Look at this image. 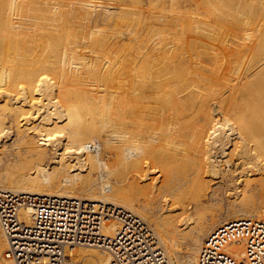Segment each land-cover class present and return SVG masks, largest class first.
Masks as SVG:
<instances>
[{"label": "bare ground", "instance_id": "obj_1", "mask_svg": "<svg viewBox=\"0 0 264 264\" xmlns=\"http://www.w3.org/2000/svg\"><path fill=\"white\" fill-rule=\"evenodd\" d=\"M43 1L0 0V189L131 208L153 226L171 264H198L223 218L264 207L262 0ZM151 1L169 19L130 18ZM78 27L94 36L84 48L97 58L117 52L114 64L76 63ZM81 63L115 91L83 86L74 69ZM113 96L111 112L104 103ZM235 157L242 172L228 168ZM253 188L257 197L245 201ZM116 226L109 220L105 232ZM6 248L0 224V262L14 264ZM228 249L243 258L241 240ZM110 261L104 249L76 247L68 264Z\"/></svg>", "mask_w": 264, "mask_h": 264}, {"label": "built area", "instance_id": "obj_2", "mask_svg": "<svg viewBox=\"0 0 264 264\" xmlns=\"http://www.w3.org/2000/svg\"><path fill=\"white\" fill-rule=\"evenodd\" d=\"M109 220L117 222L113 234L105 232ZM0 224L7 240L5 256L14 264H68L76 247L104 249L110 264H171L144 217L105 200L0 189ZM237 239L243 242V258L228 249ZM198 264H264V212L211 231Z\"/></svg>", "mask_w": 264, "mask_h": 264}, {"label": "rangeland", "instance_id": "obj_3", "mask_svg": "<svg viewBox=\"0 0 264 264\" xmlns=\"http://www.w3.org/2000/svg\"><path fill=\"white\" fill-rule=\"evenodd\" d=\"M15 1H19V0H15ZM39 1V0H38ZM43 1V0H42ZM45 2L46 1H48V2H46V4L48 5L50 2H53V0H44ZM44 1H43V3H44ZM50 1V2H49ZM56 1V0H55ZM65 1H67V0H65ZM72 1V0H71ZM75 1V0H74ZM74 1H72V2H74ZM77 2L78 1H80V0H76ZM82 1V0H81ZM80 1V2H81ZM92 2L91 3H98L99 1H101V0H95V1H93V0H91ZM111 1H113V2H111ZM110 2L109 1H107V2H105V4L107 3V4H110V6L112 5V6H115L114 4L116 3V5H118V1L117 0H111ZM116 1V2H115ZM127 1H129V0H127ZM154 2H156L155 0H153ZM165 1V0H164ZM262 2H263V6H264V0H262ZM76 3V2H75ZM81 3H86L85 1H82ZM90 3V4H91ZM112 3V4H111ZM128 3V2H127ZM127 3H125L124 5H122V7H130L129 9H136V10H138V9H140L141 8V5H138L137 4V6L139 7V8H136L137 6H134V5H131L130 3V5L132 6V8H131V6L129 5V4H127ZM158 3V5L159 6H161V5H163V4H161V2H157ZM156 3V4H157ZM165 3V2H164ZM80 4V3H79ZM89 4V3H88ZM152 1L151 2H149L148 4H146L145 5V7H144V9L143 10H145V14H140V13H134V14H130L129 16H130V18L132 17H136V18H147V19H154L156 16H157V19H169L168 18V16L166 17V16H164V17H159V15H158V11H159V8L157 7V9H156V7H155V9L154 8H152ZM166 4V3H165ZM49 6H56V4L54 5L53 3H50L49 4ZM147 6V7H146ZM77 8H78V6H77ZM151 9H153V10H151ZM79 10H81V7L79 6ZM149 10H150V12H149ZM155 10V11H154ZM151 11H153V12H151ZM148 12V13H147ZM15 14V13H14ZM12 15V18H13V16H15V15ZM150 14H154V15H150ZM142 15H144V16H142ZM146 15H147V17H146ZM150 17V18H149ZM151 17H153V18H151ZM14 19H22V18H19V16L17 17V16H15V18ZM23 19H25V18H23ZM31 19H33V18H31ZM156 19V18H155ZM162 19V20H163ZM118 24H122V22L121 21H119V19H118V22H117ZM100 26H102V24L100 25ZM103 26H105V25H103ZM106 28H109V27H107V26H105ZM105 27H103V28H105ZM79 28V27H78ZM124 31H126L127 33H130V26H128V29H127V26L125 25V27H121ZM80 29V31H78V36L79 37H77L78 39H79V42H84V43H79V44H81V45H79V44H75L74 43V47H76L77 46V48H79V53H78V55H80V57L79 56H77V55H75L76 57H77V59L75 58L74 60L76 61V63H78V62H81V61H84L85 62V60L86 61H88V62H91L92 60L94 61L95 59L97 60H99V62L102 64L103 62L104 63H106L107 65H109V64H114V62L116 61V54H117V52H109L108 53V51L107 50H105L106 51V54L105 55H101V56H103L102 58H104L103 60H102V58H97L98 56H96V54L95 53H93L94 51H92V53L90 52L91 51V49L90 48H84V46H85V43H86V45H87V42L90 44L91 42H92V40H93V38H94V36L92 37V35L89 37V33H90V30H88L87 28H79ZM87 29V30H86ZM110 29V28H109ZM82 32H84L83 34H82ZM85 32H88V33H85ZM85 34H88V38H87V35H85ZM80 35H81V37H80ZM85 35V36H84ZM82 36H84V38L82 37ZM81 38V39H80ZM90 38H92L91 40H90ZM78 39H76V41H78ZM89 39V40H88ZM80 40H82V41H80ZM87 40V41H86ZM86 41V42H85ZM73 44V43H72ZM78 46H80V47H78ZM76 48V49H77ZM102 50H100V49H98V50H100V52H102V51H104V49L103 48H101ZM114 50V49H113ZM73 52H74V50H73ZM105 53V52H104ZM85 54V55H84ZM110 55V57H108V56H106V55ZM82 55V56H81ZM113 55V56H112ZM89 56V57H88ZM113 58H112V57ZM88 57V58H87ZM110 58V60L111 59H113V60H109V59H107V58ZM81 58V59H80ZM83 58V59H82ZM85 59V60H84ZM102 60V61H101ZM106 62H105V61ZM110 61V62H109ZM109 63V64H108ZM105 64V65H106ZM82 65V63L81 64H77L76 65V67H74V69L75 70H77L78 68H79V71H80V77L79 78H82L81 79V82L83 83V86H86V87H89L90 89L92 88V89H94V90H96V88H102L103 90H105V91H110L111 92V89H112V91H115V90H113V89H115V87L114 88H112L113 87V83H110V82H108L107 80L105 81V80H101L100 79V77H98V75H96V73L95 72H90L89 70H87L85 67H82L81 66ZM80 68H81V70H80ZM85 68V69H84ZM85 73V74H84ZM88 75V76H87ZM83 76H84V78H83ZM95 80V81H94ZM86 82V83H85ZM88 82V83H87ZM99 82V83H98ZM109 83V85H107L108 83ZM102 83V84H101ZM87 84V85H86ZM97 84V85H96ZM102 85V86H100V85ZM105 85H106V87H105ZM110 85L112 86V87H110ZM98 86V87H97ZM109 86V87H108ZM115 86V85H114ZM104 87L106 88V89H104ZM110 88V89H109ZM86 90V88H84L81 92H82V95H83V97H84V99H86L87 97L86 96H88V92H86L85 91ZM83 91H84V93L86 94H84L83 93ZM85 95V96H84ZM114 98V96L113 97H110V100H108V101H106V103H104V104H107V106H108V108H109V111H111V112H113V111H116L118 108H116V106L118 105V104H115V106H113L114 105V102H115V99H113ZM88 99V98H87ZM117 100V99H116ZM83 101V102H82ZM89 100H87V102H88ZM79 102H81L85 107H87V105H88V103H85V100H80ZM107 102H113V104H109V103H107ZM109 104V105H108ZM103 107H104V111H105V114L107 113V115H111V112H109L108 111V108L105 106V105H103ZM115 107V108H114ZM105 108H106V110H105ZM43 111H44V109H42V113H43ZM47 111V109L44 111V112H46ZM118 111V110H117ZM87 112V111H86ZM109 112V113H108ZM83 114V113H82ZM113 114V113H112ZM116 114V113H115ZM109 115V116H110ZM114 115V114H113ZM113 115H111V117L113 116ZM117 115V114H116ZM83 116V115H82ZM86 116H83V118H85ZM114 117V116H113ZM116 118V117H115ZM89 119V118H88ZM82 120H85V119H82ZM88 121V120H87ZM228 127H226L225 129H224V131L225 130H228L227 129ZM64 132H67V131H63L62 132V134H66V133H64ZM64 138H65V136L63 135V137H62V139L64 140ZM239 157H235V161L232 163V164H230V166H228V168H233V170H235L236 172H242V167H241V165H239V167H238V164H237V161H239ZM160 170H162L161 169V167H160ZM159 170V171H160ZM262 174H263V172H262ZM233 188H235V186L233 187ZM255 197H257V194H256V189H249L245 194H244V199H245V201H251V200H253ZM197 205H198V203H197ZM202 210H205L204 208H202ZM207 210V209H206ZM206 212V211H205ZM261 212H264V207L262 208V211ZM206 213H209V212H206ZM210 214V213H209ZM183 216L185 215V214H182ZM181 215V216H182ZM180 216V217H181ZM182 216V217H183ZM206 218V220H207V222L208 221H212V220H208V219H211L210 217H209V215L208 214H206V216H205ZM207 217H209V218H207ZM229 218H223V220L224 221H226L227 223H228V221H231V220H235V219H237V213L235 212V211H233V212H231L230 214H229V216H228ZM230 219V220H229ZM223 220H221V225H223V224H225L224 223V221ZM228 220V221H227ZM209 222V223H210ZM206 224H208V223H206Z\"/></svg>", "mask_w": 264, "mask_h": 264}]
</instances>
